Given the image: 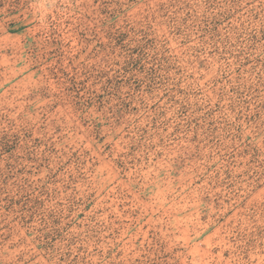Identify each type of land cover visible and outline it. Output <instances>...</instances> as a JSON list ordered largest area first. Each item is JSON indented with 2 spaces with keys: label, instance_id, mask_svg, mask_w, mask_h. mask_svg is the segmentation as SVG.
Segmentation results:
<instances>
[{
  "label": "rangeland",
  "instance_id": "rangeland-1",
  "mask_svg": "<svg viewBox=\"0 0 264 264\" xmlns=\"http://www.w3.org/2000/svg\"><path fill=\"white\" fill-rule=\"evenodd\" d=\"M0 264H264V0H0Z\"/></svg>",
  "mask_w": 264,
  "mask_h": 264
}]
</instances>
